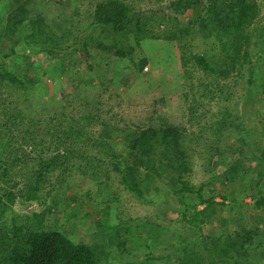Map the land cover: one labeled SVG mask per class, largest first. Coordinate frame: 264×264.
Listing matches in <instances>:
<instances>
[{"label": "trees", "instance_id": "obj_1", "mask_svg": "<svg viewBox=\"0 0 264 264\" xmlns=\"http://www.w3.org/2000/svg\"><path fill=\"white\" fill-rule=\"evenodd\" d=\"M38 1L23 0L11 8L0 24V39L6 31L15 32L18 28L29 31L23 38L25 44L45 50L50 57L64 52L69 57V73L78 83L67 105L47 112L40 109L36 115L30 110L26 113L28 109L23 104L31 100L34 89L46 90V81H33L34 67L30 60L24 69L11 71L6 59L14 51L0 52V182L4 183L0 186V264H264V229L260 224L223 229L218 236L204 234L203 218L215 216L216 211L222 216L227 206L225 202L215 203L213 197H204L203 187H195L186 179L191 172L189 157L200 144L207 145L204 141L209 144L207 161L226 152H241L246 144L240 137L238 147L233 148L235 142H229L225 130H244L239 112L232 111L235 90L247 87L250 91H264V76H256L258 58H253L252 44V36L262 37L264 33V0L259 4L255 0H170L169 7L179 5L178 14L189 11L188 22L159 15L156 10L161 13L164 0H141L157 6L146 11L126 0H49L60 7V12L66 13L72 7L75 17L81 16L77 2L87 6L86 34L65 37L48 26L46 6ZM104 32L112 36L109 44L101 40ZM191 35L212 39L213 53L208 59L184 49L180 56L183 79L188 81L191 73L199 70L213 81L198 86L190 83V88L181 93L183 125L160 122L155 109L148 112L151 115L132 113L131 103L122 101L111 77H98L91 85L86 81L84 67L74 66L83 58L88 62L97 58L105 67L110 59L132 60L139 56L135 71L139 75L147 64L141 41L181 44ZM85 66L88 71L93 69L90 63ZM229 77L233 82L226 83ZM212 92H217L223 103L217 113L206 109L207 104L202 105V99ZM254 100V116L258 121L254 129L264 137V95L257 93ZM24 117L28 118L25 122ZM113 134L124 144L123 149H117ZM208 134L212 137H207ZM26 148L31 149L32 155L25 152ZM254 148L259 150L244 162L263 164L264 146L256 143ZM125 150L135 157L143 154L144 180L152 187L154 196L163 197L165 202L169 198L176 200L180 210L174 218L181 229L193 232L192 236L181 239L179 244L170 243L150 238L152 233L159 236L176 232L170 225L124 220L105 242L85 244L75 242L72 237L76 222L70 217L76 219V214L66 215L65 227H69L55 230V221L47 225V216L57 201L29 214L14 212L16 199L38 201L39 192L50 184L51 173L59 171V177L67 176L77 158L85 160L91 170L107 165L121 179L137 174L139 168L121 163ZM143 150L146 152L142 153ZM78 168L82 174L89 172L86 166ZM236 169L224 178L227 182L233 179L231 175ZM92 172L88 176L96 180ZM19 182H23L20 189ZM134 191L140 196L139 190ZM197 205L203 207L198 209ZM95 224L100 232L108 228L101 227L98 221ZM117 246L119 259L110 261L109 251Z\"/></svg>", "mask_w": 264, "mask_h": 264}, {"label": "rangeland", "instance_id": "obj_2", "mask_svg": "<svg viewBox=\"0 0 264 264\" xmlns=\"http://www.w3.org/2000/svg\"><path fill=\"white\" fill-rule=\"evenodd\" d=\"M22 1L0 0V24L3 23L6 13ZM126 1L133 3L144 11L157 9V6L141 0L136 2L132 0ZM255 1L258 4L261 3V0ZM38 2L46 6L48 11V20L46 22L58 36L86 34L85 25L88 23L85 14L86 5L76 3V5L79 4L78 9L81 16L75 17L73 11H71L73 10L72 7L65 13L60 12V7L53 2H49V0H39ZM169 2L170 0H164L161 13L157 10L156 12L159 15L165 14L167 17H177L181 22H188L190 19L189 11L184 14H178L179 5L175 4L169 7ZM262 13H264V7L262 8ZM256 26L261 28L260 24ZM28 33L29 31H25L23 28H18L15 32L6 31V34L0 39V52L4 50L6 52L14 51V55H10L6 59L11 71L24 69L26 61L30 60L31 65L34 67L31 75L33 81L39 82L45 79L46 90L42 91L41 88L34 89L31 100L23 104L28 109L26 113L30 110L32 114L36 115L40 109L47 112L67 105L68 101L73 99L71 92L74 85L78 82H75L69 73V57L63 55L65 54L64 52L50 57L43 49L27 46L23 38ZM261 36H252L255 53L253 58H258L256 76H264V33ZM111 38L112 36L107 32H104L101 36V40L105 44H109ZM140 45L143 55L147 59V64L139 75L135 74L139 56L132 60L110 59L105 67L97 58L90 62L83 58L82 61H76L74 66L77 69L84 67L85 75L87 76L86 81L91 85L97 82L98 77H111L112 86L117 93H120L122 101L128 100L131 103L132 107L129 111L132 113H140L142 116L148 112L151 113L155 109L161 117L160 122H169L173 125L185 124L180 109L183 105L182 101L179 100L181 93L190 88L188 84L189 86L191 84L194 86L205 85L210 84L213 79L202 74L199 70H195L189 76V80L185 81L180 66V56L182 51L184 49L186 51L187 48L192 54L203 55L209 59L213 53L214 44L212 39L191 35L185 39V43L181 44L143 40ZM24 57H27V59ZM85 63H90L93 69L88 71ZM229 81H232L230 77L226 80V83H229ZM212 90H215V88L213 87ZM235 92V104H232V111L239 112L244 123V130L239 132L233 128H228L225 131L228 132L227 139L229 142H235L233 148H237L236 142L239 141L240 137L243 138L246 144L241 147V152H226L222 155H215L210 161H207L210 156L207 148L209 144L204 141L207 145L200 144L192 156L189 157L191 172L186 175V179L195 187L202 186L204 197H213L215 203L225 202L227 206L224 208L222 216L216 211L215 216L203 218L204 223L201 226L203 233L210 236H218L223 229L227 231L234 230L242 225L249 227V224L256 222L264 229V220H262L264 217V163L253 160L244 162L245 158H250L254 151L259 150L254 148L256 143L264 146L263 135H260L261 132L258 133L254 129V125L258 123L254 116L256 101L254 97L257 93L258 95H261V93L264 95V91L262 92L260 89L250 91L249 88L244 87L242 91L235 90ZM253 92H256V94L253 95ZM201 94L204 95L203 93ZM218 95L217 92L208 93L205 96L206 99H202V105L207 104L206 109L209 108L213 113H217L221 108L220 106L223 105L219 101ZM242 96L245 99L241 98ZM105 97L107 98L106 94ZM195 98L199 102V98ZM74 106H76L75 102ZM19 107L22 109L21 104ZM198 110L201 111V109ZM150 113L148 114L151 115ZM27 119L24 117L23 121L25 122ZM209 135L212 137L211 134H208L207 137ZM113 136L116 137V134H113ZM114 141L118 150L124 148V144L119 138H114ZM30 151L31 149L29 148L25 149L26 153L32 155ZM145 152L143 150L142 153ZM142 155L135 157L133 152L124 151L121 163L123 165L127 163L139 168L137 174L126 175L124 179L112 173L107 165H103L98 170H91L85 160H79L76 157L75 165H72L67 176L59 177V171L51 173L50 184L39 192L38 201L20 202V199H16L13 210L18 214H29L30 212L44 209L53 201H57L53 211L47 216V225L54 224L53 222L55 221V226L53 227L55 230L69 227H65V225H68L64 221L66 215L76 214V219L71 216L70 220H75L76 222L72 237L78 243L99 244L105 242L115 232V226L120 222L124 220H139L142 223L145 221L151 223L152 221L165 226L170 225L176 232L171 233V231H168L166 234L159 236H157V233H152L150 238H158L179 244L181 239L186 236H192L193 232H186L181 229L175 220V214L180 210V206L175 199L169 198L165 202L163 197L158 198V196L153 195L152 187L144 180L146 164ZM79 166H86L85 169L89 172L82 174L81 169L78 168ZM243 166L249 171L236 169V167L240 168ZM233 168L236 169V173L232 174L231 177L233 179L227 182L224 178ZM90 172L96 174V180L90 179L88 176ZM11 173L13 174V172ZM97 180L98 182H96ZM22 184L23 182H19L17 188L20 189L23 186ZM3 185L4 183L0 182V186ZM17 188L15 191H17ZM136 189L139 190L140 196L134 191ZM202 207L197 205L198 209ZM216 209L218 208L215 207ZM73 210H76V212H72ZM96 221L101 223V227L107 225V230L100 232L101 230L99 231L95 224ZM262 237L264 238V236ZM119 251V246L115 249H110V261H118ZM258 251L260 250L257 249ZM208 259L210 260L211 258L208 257Z\"/></svg>", "mask_w": 264, "mask_h": 264}]
</instances>
